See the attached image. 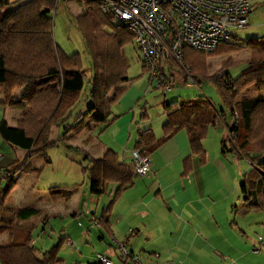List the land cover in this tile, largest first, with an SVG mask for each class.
Returning <instances> with one entry per match:
<instances>
[{
	"label": "trees",
	"instance_id": "16d2710c",
	"mask_svg": "<svg viewBox=\"0 0 264 264\" xmlns=\"http://www.w3.org/2000/svg\"><path fill=\"white\" fill-rule=\"evenodd\" d=\"M11 1L0 0V94L4 106L21 109L22 113L13 128L4 120L0 122V137L13 150L25 151V156L0 167V235L16 232L13 228L1 226L6 201L16 187L15 175L30 168L32 158L49 163L47 151L57 144L52 140L54 130L62 127L59 140L66 145L68 135L78 136L85 131L88 118L104 128L114 121L108 119L110 108L125 91L121 86L130 81L122 51L126 45H134L132 34L103 14L98 1L76 0L85 5V11L74 22L90 55L93 75L89 81V108L68 124L71 111L79 102L85 75L79 54L68 56L54 43L53 19L49 14L55 10L58 0H28L6 10ZM242 51H248L250 58L247 68L237 78L233 79L225 72V67L233 64L230 60L214 74L208 73V58ZM183 56V68L189 76L211 83L223 109H216L205 96L164 102L166 121L161 136L157 138L150 128H139L133 151L149 158L163 143L184 130L191 150V157L182 164V175L187 176L193 169V157L198 158L201 165L206 163L203 141L208 130L228 111L236 119L235 125L227 127L235 137L231 141L228 136L222 140V154L231 152L257 166L259 158L264 155V94H261L264 92V37L242 43L234 38L219 45L212 53L186 48ZM141 68L145 72L143 64ZM15 90L20 91L19 97L14 96ZM250 91L258 94L250 98L242 96ZM36 96L35 102L29 105ZM147 119L144 113L140 121ZM227 141H230V148ZM84 160L87 166L81 170L89 181L99 183L101 188L116 187L108 205L95 220L98 226L109 231L110 212L122 192L134 184L137 175L132 165L119 160L118 153L111 149L98 159L84 154ZM255 169L256 172L243 180L240 189L249 208L264 210V171ZM78 189L79 186L54 188L49 192V199L67 202ZM91 189L100 192L93 184ZM39 213L36 209L24 208L17 212V216L28 220ZM135 234L132 231L123 245ZM63 241L60 239L44 252L30 245L27 237L21 242L0 245V264H60L58 254ZM119 260L121 264H132L122 255Z\"/></svg>",
	"mask_w": 264,
	"mask_h": 264
},
{
	"label": "rangeland",
	"instance_id": "374dc122",
	"mask_svg": "<svg viewBox=\"0 0 264 264\" xmlns=\"http://www.w3.org/2000/svg\"><path fill=\"white\" fill-rule=\"evenodd\" d=\"M28 0H12L6 10L14 9L19 5L27 2ZM77 2L76 0H58L55 10L49 14V17L53 19V38L54 43L60 48L66 55L71 56L73 54H79L83 72L85 75L83 86L80 90L79 102L71 111V117L67 123L72 124L76 117L85 112L90 106L89 98V81L92 78L93 72L91 68V59L85 43L82 39L81 33L75 26V15L77 11L72 4ZM252 5V13L249 15L250 25L248 27L230 30V33L242 43L248 39L264 37V0H249ZM83 5L81 4V7ZM77 9V8H76ZM232 39V40H233ZM126 65L128 66L127 77L130 80L129 84L136 83V79H144L149 77L147 72H143L141 65V57L139 51L133 44L126 45L122 51ZM250 54L248 51H242L231 55H224L220 57H210L207 60L208 73L214 74L227 60H230L233 64L229 67H225V72L230 75L231 78H237L241 72L247 68V60H249ZM171 76L174 81L173 88L169 91L162 92L157 88L155 83H151L148 96L142 101V105L147 108V114L154 119V128L158 130L161 124L158 121L161 113L163 112L161 102L171 103L183 99H190L196 96H205L208 98L214 107L218 110L223 109L219 95L214 86L207 80H194L189 76L187 77L184 72L177 68L175 65H170ZM143 72L144 75H141ZM20 93L19 90L14 91V96ZM257 92H247L242 96L250 98L256 96ZM261 94H264L261 93ZM1 97V94H0ZM37 97V96H36ZM22 110L4 106L0 103V122L5 121L8 127H13L16 121L20 118ZM231 119V115L228 111H225L223 118L219 119L214 127L209 129L208 133V146L211 154L218 152L221 157L227 160L229 173L235 181V194L234 204L236 208H232L230 213V222L232 225H228L227 229L215 231L214 226L208 225L211 231H207L205 227L196 225L197 229L202 230L206 236H213L210 239L211 246L202 244L197 241H193L191 234L192 229L183 225L175 227L173 224L170 229L172 233L166 229V243L161 238L156 239L153 234L155 243L153 241H146L143 236L134 237L133 244L128 247L129 251L132 248L134 256L139 257L143 264H165V262H173L175 264H264V211L263 210H250L243 204V195L241 194L240 185L246 176H248L256 169L264 171V155L258 160V165L254 166L249 161L238 158L235 154L228 152L222 154L221 152V139L226 138L229 134L226 131V124L232 127L236 123V119ZM156 119V120H155ZM226 123V124H225ZM107 130V129H106ZM102 124H94L91 118L87 119V128L80 135H68L66 145L60 140L59 136L62 133V127L54 130L52 140L57 144L47 151L49 163H44L40 159L32 158L29 160L30 169L21 170L15 175V181L17 183L14 191L11 193L15 206H39V198L49 199V192L54 188H72L79 186V193L81 194L80 206L84 213L80 218V221L74 220L73 216L61 215L58 217H48L47 234L53 239L55 244L58 240L59 234L67 236L72 232V236L78 235L82 225L88 226L89 231H84L81 234L83 247L80 249V254L85 258V264H98L97 256L99 253H107L111 259L112 264H121L119 257L121 252L118 247V243L110 241L107 237L104 241L99 240L100 232L94 224V217L90 214L93 213L94 207L99 206L95 213V217H99L102 205L109 202V192L102 194L97 204L89 199L88 194L91 191V181L82 173L81 168L87 166V161L84 160V152L80 150H89L90 144L86 140L90 136L95 142H104L107 140L109 132L106 133ZM219 138V144L216 147V139ZM230 139V137H229ZM232 140V139H231ZM230 140V141H231ZM230 141L226 142L228 148L231 147ZM67 147H70L69 149ZM25 156L23 150H13L7 145L0 137V167H6L13 163L15 160H22ZM34 169L33 171H31ZM240 178V181H237ZM108 187H110L108 185ZM112 196V195H111ZM95 197V196H94ZM112 198V197H111ZM97 199V196L95 197ZM97 202V201H96ZM221 209V205L219 206ZM210 210V209H209ZM211 211H214L211 208ZM91 212V213H90ZM199 219L203 220V211L196 209ZM169 214L166 209V217ZM177 214V213H176ZM175 215L171 214V216ZM91 221H89V220ZM181 222V221H180ZM33 228L37 220L32 222ZM195 225V220L191 221ZM79 224V225H78ZM212 224V222H209ZM81 225V226H80ZM166 225H168L166 221ZM44 225H40L39 229L35 228L33 234L34 239L40 236L41 228ZM176 229H175V228ZM52 228L53 232L50 231ZM122 228L117 226L115 234L122 236ZM102 231V230H101ZM263 231V233H262ZM162 235V233H158ZM6 235H0V245L7 244ZM109 240V242H108ZM37 246L42 247L43 237L37 240ZM112 242V243H111ZM121 242V240H120ZM62 253H66L67 250H72V247L62 245ZM254 246V247H253ZM254 249L259 250L258 253L254 252ZM249 251V252H248ZM252 254H248V253ZM246 253V254H245ZM130 262V260H129Z\"/></svg>",
	"mask_w": 264,
	"mask_h": 264
},
{
	"label": "crops",
	"instance_id": "0c3cea01",
	"mask_svg": "<svg viewBox=\"0 0 264 264\" xmlns=\"http://www.w3.org/2000/svg\"><path fill=\"white\" fill-rule=\"evenodd\" d=\"M81 4L83 5L82 7ZM72 7L77 11L75 18L83 14L85 11V5L80 1L72 4ZM141 73V75H144L143 72ZM136 80V83L129 84V81L121 86L125 91L118 101L110 108L108 119H114V121L104 128L105 130L107 129L106 133L111 130L107 140L104 142H95L94 139L89 136L86 142H89L91 145L90 149L83 150L80 148V150L89 157L98 159L107 149H111L118 153L119 160L126 164H130L132 154L134 153L133 146L136 139V132L139 128H150L157 138L161 136L162 125L166 121V114L163 110L158 118V121L162 124L160 128L156 130L153 126L155 123L154 119H152L146 112V103L144 106L142 105V101L148 96L151 89L149 86L151 83L148 81L147 77L145 80ZM19 95L20 93L15 97H19ZM36 99L37 97H35L29 105H32ZM2 102L3 97L1 95L0 103ZM164 102H161V104ZM144 113L147 115L148 119L141 122L140 118ZM231 119L234 123V118L232 116ZM227 127H230V125L226 124V131H228ZM207 138L208 134L203 141V147L207 155L206 163L201 165L198 158L193 157V169L187 176L182 175V164L187 158L191 157V150L186 132L181 130L168 141L163 143L148 158V173L142 177H137L134 184L124 190L117 199L109 215V231L104 230L100 225L98 226L96 222L97 218L100 217L103 209L109 202L106 206L105 204L102 205L99 217H95V213L99 207L95 206L93 213L90 215L94 217V224H96V228L99 229V240L104 241L106 239L105 236L107 235V237L110 238V241L123 244L126 237L132 231H135L136 234L131 237L125 245L127 249L132 244L134 247L137 246L132 242L133 238L136 236L139 237V235L143 236L146 241L150 240L155 243L153 237L154 234L156 239L161 238V240L166 243V229L169 234H171L173 230L170 228L173 224L175 227H180L179 229H181L183 225L189 226L193 231V234H191L193 241L199 240L200 243L211 246L210 239H212L213 236H206V234H203L204 232L202 230L196 228V225L200 224L209 232L211 229L208 225L214 226L216 228L215 231L220 230V228L222 230L227 229L228 225H232L233 222L229 221V216L232 212V208H236V204H234L235 200L233 198L235 194L236 178L233 179L232 176L228 174V163L224 157H221L218 152L211 154L210 148L207 144ZM222 140L223 138L220 143ZM215 141L217 147L219 144V138ZM33 170L34 169L31 171ZM245 178L246 176H244L243 180ZM237 181H240V178H237ZM92 184L99 188L100 191L99 193H96L91 189L88 194L89 199L93 200L94 204H97L100 196L106 192H109L110 196H108V200H111V195L116 188L114 185L101 188L99 183L91 182V185ZM94 196H97V199H95ZM243 197L244 206L250 210H260L249 208L245 199L246 196L243 195ZM39 199V206L23 207L15 206L13 196H9L5 204L4 224L1 226L13 228L16 232L13 234L8 232L2 234L6 235V243L21 242L27 237L30 241V245L40 250V252H44L63 238L64 241L62 245L66 244V246L72 247V250H67L66 253H62L61 250L63 246H61L58 254L60 264H85V258L79 251L83 247L81 234H83L85 230L87 232L89 231L88 226L84 227L83 225H80L82 230L74 237L72 236V232L67 236L59 234L58 240L55 244L53 243V239L47 234L49 216L46 213L50 216L54 215L55 217H61V215L68 217L73 216V222L75 220L80 221V218L84 216V213L82 212L83 209L81 207L79 208L81 200L79 189L67 202H52L50 199L47 200L46 198ZM220 205L222 206L221 209L219 207ZM24 208L36 209L40 213L28 220H21L18 218L17 212ZM211 208H213L214 211H211ZM166 209L169 212L167 217ZM196 209H201L203 211L202 221L195 212ZM174 212L175 215L171 216ZM33 220H37L38 222V225L36 224L35 228L39 229L40 225L45 226L44 228H41L40 236H37L36 239H34L33 236L35 232V228H33L34 224L32 223ZM193 220H195V225L191 223ZM166 221L168 225H166ZM209 222H212V224H209ZM117 226H119V228L123 226V232L120 238L115 234L114 229ZM50 231L53 232L52 228ZM159 232L162 233V235H159ZM40 237H43L42 247L37 246L39 245L37 244V240L40 239ZM130 250V252L133 253L132 248ZM258 251L259 250L254 249L255 253H258ZM99 255H102L111 261L107 253L103 254L101 252ZM168 263L173 262H165V264ZM87 264L90 263L88 262Z\"/></svg>",
	"mask_w": 264,
	"mask_h": 264
},
{
	"label": "built area",
	"instance_id": "2783aa9c",
	"mask_svg": "<svg viewBox=\"0 0 264 264\" xmlns=\"http://www.w3.org/2000/svg\"><path fill=\"white\" fill-rule=\"evenodd\" d=\"M103 14L124 26L133 36L149 82L162 92L173 88L170 65L188 76L183 68L186 48L212 53L219 45L231 42L230 30L249 26L252 5L249 0H96ZM230 140L234 132H228ZM1 158V157H0ZM137 177L149 171L148 158L134 152L131 162ZM123 257L132 264H143L118 244ZM98 263L112 264L102 255ZM175 264V263H168Z\"/></svg>",
	"mask_w": 264,
	"mask_h": 264
}]
</instances>
